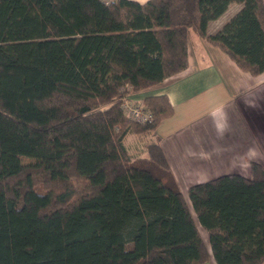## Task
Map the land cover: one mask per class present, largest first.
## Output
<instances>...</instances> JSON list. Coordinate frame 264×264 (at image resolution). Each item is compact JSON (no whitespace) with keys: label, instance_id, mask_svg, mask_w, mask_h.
<instances>
[{"label":"trees","instance_id":"1","mask_svg":"<svg viewBox=\"0 0 264 264\" xmlns=\"http://www.w3.org/2000/svg\"><path fill=\"white\" fill-rule=\"evenodd\" d=\"M191 31L264 71V0H0V264L264 261L263 168L194 183L187 200L156 140L167 95L142 98L151 120L121 107L187 67Z\"/></svg>","mask_w":264,"mask_h":264},{"label":"crops","instance_id":"2","mask_svg":"<svg viewBox=\"0 0 264 264\" xmlns=\"http://www.w3.org/2000/svg\"><path fill=\"white\" fill-rule=\"evenodd\" d=\"M240 6L230 3L209 21L208 33L220 28ZM128 94L141 102L147 95L169 98L173 113L159 123L156 140L187 200L194 183L225 173L251 178V162L264 170V71L251 74L240 69L219 47L192 32L184 70ZM201 235L210 251L208 235ZM203 264H215L211 253Z\"/></svg>","mask_w":264,"mask_h":264},{"label":"built area","instance_id":"3","mask_svg":"<svg viewBox=\"0 0 264 264\" xmlns=\"http://www.w3.org/2000/svg\"><path fill=\"white\" fill-rule=\"evenodd\" d=\"M105 3H110L113 0H102ZM121 107L123 111L132 119L136 121H147L152 119V114L147 110L141 102L134 100L127 91L121 94Z\"/></svg>","mask_w":264,"mask_h":264},{"label":"rangeland","instance_id":"4","mask_svg":"<svg viewBox=\"0 0 264 264\" xmlns=\"http://www.w3.org/2000/svg\"><path fill=\"white\" fill-rule=\"evenodd\" d=\"M191 32H193V31H191ZM134 100H137L138 102H141V100H139V99H135L134 98ZM143 105V104H142ZM129 140V139H128ZM127 140V141H128ZM21 161L23 162V163H25V164H29V165H35V164H37V163H39L40 161H41V159L40 158H38V157H24V156H22L21 157ZM87 181V179L85 178V177H78V178H74L73 179V182L76 184V185H78V186H82L85 182ZM38 187V189L40 190V186H37ZM200 230H201V233L205 236H207V232L202 228V227H200Z\"/></svg>","mask_w":264,"mask_h":264}]
</instances>
